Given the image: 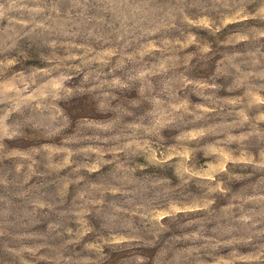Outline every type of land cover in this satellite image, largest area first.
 <instances>
[{"label":"rangeland","instance_id":"374dc122","mask_svg":"<svg viewBox=\"0 0 264 264\" xmlns=\"http://www.w3.org/2000/svg\"><path fill=\"white\" fill-rule=\"evenodd\" d=\"M0 264H264V0H0Z\"/></svg>","mask_w":264,"mask_h":264}]
</instances>
